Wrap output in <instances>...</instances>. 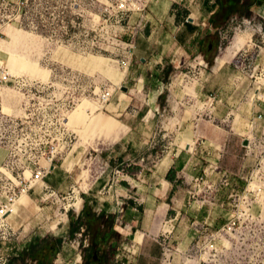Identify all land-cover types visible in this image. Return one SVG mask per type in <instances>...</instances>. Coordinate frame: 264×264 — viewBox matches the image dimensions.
<instances>
[{
	"label": "rangeland",
	"instance_id": "obj_1",
	"mask_svg": "<svg viewBox=\"0 0 264 264\" xmlns=\"http://www.w3.org/2000/svg\"><path fill=\"white\" fill-rule=\"evenodd\" d=\"M162 1L182 21L200 3L152 0L132 19L142 21L135 29L114 18L94 29L0 26V76L11 80L0 83V204L25 183L16 204L30 223L24 233L64 239L53 264L84 263L90 236L82 230L70 239L68 230L69 213L86 204L115 217L111 264H264V19L237 5L211 25L210 64L195 46L181 54L167 22L152 19L151 11L164 16L153 7ZM100 16L76 21L102 23ZM237 39L243 48L234 54ZM133 40L126 70L119 42ZM80 106L86 121L66 125ZM20 135L27 142L17 146ZM44 139L55 147L51 166L67 175L55 188L32 181L30 171L48 164ZM177 149L189 152L190 164L168 170ZM162 183L171 197L160 196ZM17 244L6 222L0 264L11 262Z\"/></svg>",
	"mask_w": 264,
	"mask_h": 264
},
{
	"label": "built area",
	"instance_id": "obj_2",
	"mask_svg": "<svg viewBox=\"0 0 264 264\" xmlns=\"http://www.w3.org/2000/svg\"><path fill=\"white\" fill-rule=\"evenodd\" d=\"M152 0H0V26L18 25L29 30H40L46 28L58 29H75L76 27H85L94 29L100 26L107 25L112 18L116 24H121L128 19L125 23L128 29L136 28L142 25V21H133V18L141 16V13L146 9L147 5ZM100 14V20L103 22L96 23L93 20L78 23L76 19L81 17L82 14ZM119 45L124 49L125 56L121 59L122 65L126 70L132 66L134 61V51L136 43L120 41ZM259 79H264V70L259 72ZM11 82L6 75L0 76V83L7 85ZM12 84H19L18 81H13ZM17 140V146L26 144L27 138L25 135H20ZM47 139L42 140L41 146L45 149L49 148L46 157L47 165H37L32 172V181H42L50 171L51 161L55 153V147L49 146ZM16 147H10L7 157L13 155ZM50 156V157H48ZM17 185L21 189L17 192L15 190L6 197L5 201L0 204V228H3L6 223V217L15 213L16 204L21 193L27 191L25 183L20 181ZM16 185V186H17Z\"/></svg>",
	"mask_w": 264,
	"mask_h": 264
},
{
	"label": "trees",
	"instance_id": "obj_3",
	"mask_svg": "<svg viewBox=\"0 0 264 264\" xmlns=\"http://www.w3.org/2000/svg\"><path fill=\"white\" fill-rule=\"evenodd\" d=\"M263 1L218 0V9L212 16L211 25L216 29L222 21L235 14L233 10L237 5L245 9V17H250V9L254 6H260ZM215 39L216 35H209L200 47V52L210 64H212L213 57L210 58L208 55L210 53L209 48L216 46ZM173 193L174 189L170 192V197ZM69 217L68 234L70 239L82 233V230H85V235L90 236V246L86 249L84 257L86 264H111L112 256L115 255V241L119 238V235L113 231L115 217L108 215L105 211L97 213L87 204L79 215L74 216L69 213ZM62 243H64V239L61 237L42 238L34 236L26 246L15 253L9 264H53L55 257L64 245Z\"/></svg>",
	"mask_w": 264,
	"mask_h": 264
},
{
	"label": "crops",
	"instance_id": "obj_4",
	"mask_svg": "<svg viewBox=\"0 0 264 264\" xmlns=\"http://www.w3.org/2000/svg\"><path fill=\"white\" fill-rule=\"evenodd\" d=\"M216 2L218 3V0H200L198 9L195 11H192L191 17L185 21H182L181 19H177L176 15L172 14V9H171L172 4H169L165 1L158 2V3L153 5L155 10L157 9V10L163 11L164 16L159 17L157 15V13H155L154 11H151L152 8L149 10L154 15V18H152L153 20L156 19V20H159L160 22H164V20H165L167 22L166 27L171 31L172 37L174 39L173 45L179 49V52L181 51L180 52L181 54L185 53L186 56L189 57V54H188L186 49L195 46L194 47L195 50L197 52H200L201 44L210 35V31H208L212 27L210 24V21L212 19L213 14L218 9V4ZM250 11L253 14L257 12L256 14L258 16H260L262 19H264V1L262 2V4L260 6L252 7L250 9ZM149 17H151V15ZM190 19H192V20H190ZM150 38H151V36L148 39H150ZM235 39H236V37H234V40ZM235 47H236V50L232 51L234 54L243 48V43H241L239 41V39H237ZM136 48H138L137 43H136ZM136 48H135V50H136ZM139 48H140V45H139ZM134 53L136 54V51H134ZM233 55H231L227 60L232 58ZM226 56L227 55H225L224 57H226ZM141 59L145 60L144 57H141ZM216 59H218V58H216ZM227 60L225 62H227ZM176 61H179V59H176ZM220 67H218L216 69H219ZM184 137H185V135L183 134L182 139H185ZM187 148L190 149L191 144L187 143ZM0 154L4 155L5 153H4V151H0ZM185 154H189V152L188 151L184 152L181 149H177L176 151L168 153L167 158H166V160L170 164L168 170H172V169L183 170V169L187 168L190 164L191 158L185 157ZM5 156H6V154H5ZM1 162H2V158L0 159V163ZM56 172L58 175L56 174ZM45 178L47 180L48 186L50 188L51 187L55 188V187H57V185L59 186V185L64 183V180L67 178V175H66V172L64 170L56 171V168L53 166L50 168V171L48 172V174L46 175ZM169 190H170V184H168V183L166 186L164 185V183H162L161 188H157V191H159L161 194L160 196L167 195ZM170 191H172V189ZM85 194H88V192H85ZM98 210L99 211H97V213H100L102 211H105L106 213H108L107 210H103V209H98ZM109 211L116 214L117 209L115 207H112V209H110ZM20 212H21V207L17 205L15 208V213L10 214L6 217V222L9 224L11 229L16 234V241L18 243L16 251L23 248V246L25 245L23 242H24L26 237H27L26 241H29L33 236H35V234H34L35 232H33L29 235L24 233L26 227L30 226V223L27 222L26 220H23L20 218ZM20 228H22V231L18 233L16 230L20 229ZM63 247H61V249H63Z\"/></svg>",
	"mask_w": 264,
	"mask_h": 264
},
{
	"label": "bare ground",
	"instance_id": "obj_5",
	"mask_svg": "<svg viewBox=\"0 0 264 264\" xmlns=\"http://www.w3.org/2000/svg\"><path fill=\"white\" fill-rule=\"evenodd\" d=\"M85 111H86V107L80 106L77 110H74L67 118H65V124L73 125V124H79L80 122L86 121ZM142 237H143V234L140 233L138 235V241H141Z\"/></svg>",
	"mask_w": 264,
	"mask_h": 264
},
{
	"label": "flooded vegetation",
	"instance_id": "obj_6",
	"mask_svg": "<svg viewBox=\"0 0 264 264\" xmlns=\"http://www.w3.org/2000/svg\"><path fill=\"white\" fill-rule=\"evenodd\" d=\"M210 52H212V51H214L215 50V47L214 46H210ZM95 259H96V257H95ZM95 262V261H94ZM83 264H86V261H84V263Z\"/></svg>",
	"mask_w": 264,
	"mask_h": 264
},
{
	"label": "water",
	"instance_id": "obj_7",
	"mask_svg": "<svg viewBox=\"0 0 264 264\" xmlns=\"http://www.w3.org/2000/svg\"><path fill=\"white\" fill-rule=\"evenodd\" d=\"M190 20H192V19H190ZM128 90V88L127 87H123V91H127ZM245 144V143H244Z\"/></svg>",
	"mask_w": 264,
	"mask_h": 264
}]
</instances>
